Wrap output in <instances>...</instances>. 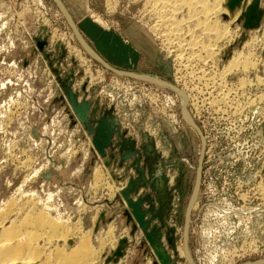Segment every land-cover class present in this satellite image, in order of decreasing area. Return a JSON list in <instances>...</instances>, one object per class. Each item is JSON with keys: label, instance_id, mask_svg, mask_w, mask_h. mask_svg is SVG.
<instances>
[{"label": "rangeland", "instance_id": "1", "mask_svg": "<svg viewBox=\"0 0 264 264\" xmlns=\"http://www.w3.org/2000/svg\"><path fill=\"white\" fill-rule=\"evenodd\" d=\"M51 1L0 0V201L12 198L19 211L38 215L32 197L18 193L50 197V214L91 229L95 247L112 225L95 264H105L121 239L128 243L121 264H160L126 216L120 192L132 182L131 198L143 201L147 231L169 264H189L185 249L194 264H264V22L250 31L249 45V35L240 40L230 24L220 53L210 61L197 54L199 61L188 51L169 53L167 34L151 30L159 24L152 0H58L68 18ZM69 18L80 39L124 75L91 60L71 36ZM240 51L255 66L231 72L220 86L219 73ZM155 80L184 92L182 105ZM66 87L90 102L89 128L77 120ZM184 108L195 127L183 120ZM102 120L113 130L104 158L91 144ZM97 166L103 176L95 183Z\"/></svg>", "mask_w": 264, "mask_h": 264}, {"label": "bare ground", "instance_id": "2", "mask_svg": "<svg viewBox=\"0 0 264 264\" xmlns=\"http://www.w3.org/2000/svg\"><path fill=\"white\" fill-rule=\"evenodd\" d=\"M56 1L58 0L51 1L50 8L55 12H59V9H57L58 6L63 15L67 17L68 15L65 13L64 8L60 5L59 2V4L56 3ZM110 1L112 2L113 0H109V4L112 5L113 3L111 4ZM250 1L251 0H248L247 3H249ZM151 4L153 6L152 8H154L157 12L156 14H158L157 18H159V24L156 23V25H154L151 30L158 35H162V32H165V34H167V37H165L164 34L162 36L165 37V42L167 41L166 47L169 53H171L173 49H176L175 51H173H177V53L188 51L191 55H196V57H194L195 59L198 57V55H204L201 56V58L209 61L217 56L218 53H220L219 51L223 46L217 47V44L224 38H227V36L229 37V35L233 31H231L230 24L236 22L240 15V10H236L233 14L230 15L229 11L224 5L225 0H152ZM221 15L229 16V19L226 23L219 22V20H212L213 18ZM67 21L71 36L73 35L74 38L79 41L81 48L88 54L91 60H98L99 57L94 53V51L80 39L78 33L74 29L72 22L70 21V18L69 20L67 19ZM98 22L101 23L99 20ZM235 30L239 31V27L237 26ZM251 33L252 32L250 31L249 33H247V35H249V39L247 41L248 45L253 38L251 36L254 33ZM237 35H239V33ZM230 37V39L233 41L232 36ZM227 41L230 42V40ZM222 45L224 44L222 43ZM244 45L246 44L244 43ZM169 49H171V51ZM77 52L79 53V51ZM242 55L243 53L240 51L235 55L233 54L230 59H228L227 63L219 73V76L221 78L219 79L220 86L225 85V78L231 72L237 69L239 70V68H241L242 71H246L248 70V68H253L255 66L256 63L249 61L250 59L248 61L244 59V61L242 59ZM247 56L248 55H246L245 57ZM250 56L251 55H249V58ZM192 57L190 58L191 60ZM198 58L199 61L202 60L200 59V57ZM118 75L122 76L124 75V73L119 72ZM128 76H132L136 80L141 79L140 81H152L147 77H136L131 74H129ZM259 81L260 80L257 79V82ZM221 82L224 83V85H222ZM154 83H156L162 89H167L169 91L167 94L175 93L176 95H178V102L180 106L182 105L183 101L185 100L183 95L184 92L182 93V91L180 92L179 90H176L174 87H171L169 84L162 80H155ZM243 85V81L241 80L239 86ZM260 98L264 99V93H262L259 99ZM180 113L183 116V120L187 121L188 125H190L191 127H195L193 120L186 113L185 108ZM202 148L203 145H201V150ZM98 167L99 166L95 167L93 170V181H95V183H97V181H99L103 176H101L102 173ZM38 175L39 171L35 170L33 175H29L30 177L26 178L25 181H23V184L28 180L34 179ZM23 184L20 187H22ZM109 188L112 192L114 191L112 187ZM0 189L2 190L1 187ZM18 194H20L22 197H32V199H29V201H32L36 205L40 206L41 212H39L38 215H32L31 211H28L27 208L19 211L13 203L14 201L12 198L9 199L6 203H3L4 200L0 201V264H95L96 260L99 257V253L106 241H109L113 238L112 236L114 228L109 225V227H107V229L105 230L104 235H98V237H96L97 239L94 237L99 244L98 247H95L92 244L93 232L91 231V229H86L85 231H83L81 227L80 228L82 230L76 225H71L69 219L65 220L59 215H56V217H54L50 214L53 208H51V205H49V202L51 200L50 197H47V200L42 201L39 199L38 194H36L35 192H32V194L29 195H26L22 192ZM58 213L59 212H57V214ZM73 235L76 237V241L71 240L70 236ZM51 239H55L59 243L63 241V243L61 245L56 244L52 248L49 246ZM66 244L69 247L68 251H66L65 249ZM183 252L185 253L189 264H194V260L189 256V251L185 249V251ZM118 264H121V260Z\"/></svg>", "mask_w": 264, "mask_h": 264}, {"label": "water", "instance_id": "3", "mask_svg": "<svg viewBox=\"0 0 264 264\" xmlns=\"http://www.w3.org/2000/svg\"><path fill=\"white\" fill-rule=\"evenodd\" d=\"M58 3V1H56ZM59 4V3H58ZM225 7L229 11L230 15L236 10H240V15L236 20V24L239 27V33L241 34L240 40L246 39V34L248 31L258 30L261 24L264 22V8L260 7V0H251L249 4L247 0H225ZM225 19H229V16L225 15ZM104 68L111 70L115 73L118 71L110 68L102 59L96 60ZM65 93L69 105L72 111L76 115L77 120L83 123L87 128H89L88 117L90 112V102L78 100L75 93L72 92L68 87L65 88ZM34 131V130H33ZM97 133L92 136V145L97 151L100 157L104 158L106 156V148L109 147L113 135V130L110 128V124L106 120L100 121ZM34 137L37 138L35 133ZM131 155H127L129 158ZM199 176V175H198ZM197 176V177H198ZM45 178L49 179L50 174L46 175ZM134 184L130 182L126 190H122L120 195L129 210L126 214L128 220H130V215L135 220L137 226L144 232L145 237L149 245L151 246L154 254L156 255L160 264H169V259L166 257L164 250L159 246L156 239V233H148L147 229L149 222L145 220L146 213L141 212L142 200H133L131 195L134 191ZM134 230V229H133ZM134 231L131 233L133 235ZM128 246L126 239H121L118 243L116 250L106 258L105 264H118L119 261L125 256V248Z\"/></svg>", "mask_w": 264, "mask_h": 264}, {"label": "crops", "instance_id": "4", "mask_svg": "<svg viewBox=\"0 0 264 264\" xmlns=\"http://www.w3.org/2000/svg\"><path fill=\"white\" fill-rule=\"evenodd\" d=\"M98 30H99V29H98ZM86 32H87V31H86ZM118 36H119V35H118ZM121 39L123 40L124 47L126 48V50H128L129 48H134V49L137 51L136 54H138V50H137L135 47H132V46L128 45L123 37H121ZM115 46H119V45H115ZM115 46H114V47H115ZM126 50H124L123 53H125ZM132 59H133V58H132L131 56L128 58L129 63H130V62H133L132 65H134V63L136 64L137 61L134 62L135 59H133V61H132ZM130 60H131V61H130ZM48 196H51V194H49ZM110 226H112V225H110ZM112 227H113V226H112Z\"/></svg>", "mask_w": 264, "mask_h": 264}]
</instances>
